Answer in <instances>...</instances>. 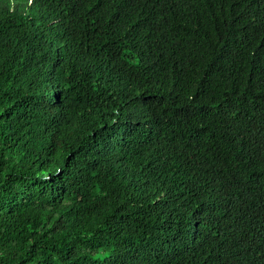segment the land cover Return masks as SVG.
I'll return each instance as SVG.
<instances>
[{
  "label": "trees",
  "instance_id": "trees-1",
  "mask_svg": "<svg viewBox=\"0 0 264 264\" xmlns=\"http://www.w3.org/2000/svg\"><path fill=\"white\" fill-rule=\"evenodd\" d=\"M0 264H264V0H0Z\"/></svg>",
  "mask_w": 264,
  "mask_h": 264
}]
</instances>
